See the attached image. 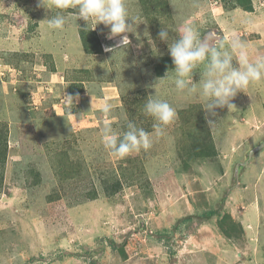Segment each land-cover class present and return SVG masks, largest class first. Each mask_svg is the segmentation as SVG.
<instances>
[{"label":"rangeland","instance_id":"374dc122","mask_svg":"<svg viewBox=\"0 0 264 264\" xmlns=\"http://www.w3.org/2000/svg\"><path fill=\"white\" fill-rule=\"evenodd\" d=\"M251 3L246 12L220 0H126L141 24L113 56L104 46L120 38L75 9L50 30L43 22L58 10L0 0V264H264V79L213 116L175 89L158 36L166 27L171 43L192 24L213 44L243 41L254 62L264 0ZM167 73L156 89L176 111L165 136L112 157L101 129L132 120L151 132L143 106Z\"/></svg>","mask_w":264,"mask_h":264},{"label":"clouds","instance_id":"9594fccd","mask_svg":"<svg viewBox=\"0 0 264 264\" xmlns=\"http://www.w3.org/2000/svg\"><path fill=\"white\" fill-rule=\"evenodd\" d=\"M38 6L51 10H58L52 18L45 20L50 30L63 29L66 23L64 10L75 9L71 13L87 23L103 24L110 29L106 39H120L113 46H104V51L113 56L126 48L130 41L127 33H135L138 17H131L126 0H38ZM87 30V29H86ZM159 39L168 42V49L174 64L172 84L178 92L186 96H196L204 102V110L215 115L216 109L227 108L230 112L236 109L234 98L240 92H246L249 86L264 79V57L250 61L246 51V44L234 39L226 44H217L202 39L195 25L186 24L179 31L175 39L169 43V30H160ZM234 59L236 62L234 63ZM199 70V82H194L193 74ZM155 85V95H149L143 106V112L154 121L152 131H146L134 121L129 120L126 130L116 131L110 124L102 129V141L105 149L112 157L124 159L141 150L147 151L152 147L153 138L165 136L168 127L176 118V111L165 99L160 98L156 89L161 81ZM65 102L73 104V97L64 95ZM113 105L105 103L102 111L110 114ZM72 116L73 114L70 113ZM209 125L214 124L212 120Z\"/></svg>","mask_w":264,"mask_h":264},{"label":"trees","instance_id":"16d2710c","mask_svg":"<svg viewBox=\"0 0 264 264\" xmlns=\"http://www.w3.org/2000/svg\"><path fill=\"white\" fill-rule=\"evenodd\" d=\"M222 3L232 5V8H241L246 12L252 11L251 0H220ZM79 37L83 48L87 49L85 38L82 33H79ZM94 53V52H91Z\"/></svg>","mask_w":264,"mask_h":264},{"label":"crops","instance_id":"0c3cea01","mask_svg":"<svg viewBox=\"0 0 264 264\" xmlns=\"http://www.w3.org/2000/svg\"><path fill=\"white\" fill-rule=\"evenodd\" d=\"M59 38H61L62 37V35H61V33L59 32ZM76 35V34H75ZM75 38H76V40H77V43H78V45H80L79 43V37L78 36H75ZM81 47V46H80ZM82 93H83V91L82 92H80V94H73L72 95V97L74 96V97H80L81 95H82ZM73 97V98H74ZM3 99L4 100H6L7 101V98L6 97H3ZM76 99H78V98H76ZM80 100H85V98H83V97H81V98H79ZM96 101V100H95ZM90 102H92L93 104H96V102H93V101H91V100H89V98H88V100L87 101H85V103H87V104H89ZM15 126V123H13V122H11V124H10V128H12V127H14Z\"/></svg>","mask_w":264,"mask_h":264}]
</instances>
